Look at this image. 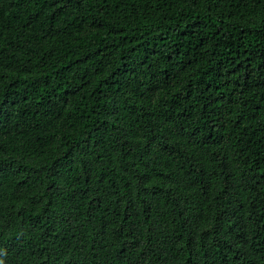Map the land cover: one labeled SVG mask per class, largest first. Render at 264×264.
<instances>
[{
    "label": "trees",
    "instance_id": "1",
    "mask_svg": "<svg viewBox=\"0 0 264 264\" xmlns=\"http://www.w3.org/2000/svg\"><path fill=\"white\" fill-rule=\"evenodd\" d=\"M0 264H264V0H0Z\"/></svg>",
    "mask_w": 264,
    "mask_h": 264
}]
</instances>
